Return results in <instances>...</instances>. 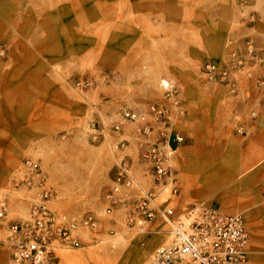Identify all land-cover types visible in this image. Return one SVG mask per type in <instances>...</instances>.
Segmentation results:
<instances>
[{"label": "crops", "instance_id": "1", "mask_svg": "<svg viewBox=\"0 0 264 264\" xmlns=\"http://www.w3.org/2000/svg\"><path fill=\"white\" fill-rule=\"evenodd\" d=\"M214 10L220 19L212 22ZM230 13L239 27L227 20ZM236 13L230 0H0V43L6 41L14 49L12 68L0 71V200H6L8 218H25L38 200L36 187L13 183L19 178L22 155L32 154L37 135L48 137L69 126L20 123L22 102L35 95L38 81L41 89L48 87L46 82L53 88L57 65L74 60L102 66L110 75L109 90L129 97L128 103L137 111L164 101L162 80L178 88L187 115L181 121L184 123H172L167 130V145L173 149L172 172L179 188L178 197L169 205L177 214L183 206L204 202L222 214L241 215L250 236L246 264H264V66L255 68L251 78L239 75L236 97H229L227 88L221 86L218 94H227V100L221 102L215 87L200 72L203 62L225 58L245 40L252 41L264 56V25L245 27L243 13ZM219 108L227 111V125L213 123ZM8 111L13 113L11 119L5 114ZM194 113L200 116L196 118ZM231 126H242L246 135L234 134L232 138ZM133 128V124H120L118 133L123 137L120 134L119 139L129 142L125 155L134 179L149 189L152 180L139 157ZM22 133L27 136L25 143L20 139ZM176 133L183 137L181 143L175 141ZM114 166L115 161L111 170ZM55 192L51 208L71 219L83 216L68 215L73 201L62 200L58 187ZM138 197L135 189H122L118 198ZM167 197L164 191L158 199ZM109 216L113 229L97 238L112 240L120 235L126 242L124 209L117 206ZM4 237L2 230L0 240ZM92 237L85 236L83 245L86 240L92 243ZM144 239L150 257L170 236L157 219ZM69 252L60 253L57 264H62ZM100 252L108 257L105 264H133L131 248H101ZM0 264H12L1 243Z\"/></svg>", "mask_w": 264, "mask_h": 264}, {"label": "built area", "instance_id": "2", "mask_svg": "<svg viewBox=\"0 0 264 264\" xmlns=\"http://www.w3.org/2000/svg\"><path fill=\"white\" fill-rule=\"evenodd\" d=\"M264 66V56L250 40L230 51L225 58L208 59L202 63L200 72L206 82L223 86L237 96L239 75L251 78L255 68ZM160 86L164 99L178 107V88L167 80ZM147 113L122 111L121 119L135 123V138L140 159L147 165L152 187L143 189L131 172L130 161L124 153L128 141L120 139L112 144L116 154L112 171L111 187L103 196L104 212L110 215L117 206L124 209L127 229L147 232L151 222L159 220L166 227L170 239L167 244L155 249L150 264H246L249 255L250 236L241 215H225L207 207L195 216L189 211L176 213L169 205L177 198L179 188L172 172L173 149L167 145L169 106L151 105ZM148 118L151 120L149 123ZM155 127H158L155 130ZM120 131V124L113 126ZM156 131V132H155ZM155 132V133H154ZM175 141L183 137L176 133ZM20 181L39 190L38 200L33 202L25 218L10 220L6 200H0V231L5 237L0 243L6 247L12 264H57L59 254L83 248L82 240L92 235L93 242L101 241L100 221L94 214L85 213L80 219H71L50 207L52 188L39 164L27 160L23 164ZM122 189H135L139 197L121 201ZM167 191L165 201L159 196Z\"/></svg>", "mask_w": 264, "mask_h": 264}, {"label": "rangeland", "instance_id": "3", "mask_svg": "<svg viewBox=\"0 0 264 264\" xmlns=\"http://www.w3.org/2000/svg\"><path fill=\"white\" fill-rule=\"evenodd\" d=\"M230 1L237 13H243L242 22L245 27H252L258 23L264 25V0ZM216 13L218 10H214L212 22L220 19L215 15ZM227 16V20L229 19L231 22L232 19L229 17L231 13ZM232 21L235 26L239 27L235 20ZM234 34L237 37H246L243 32H234ZM13 51L12 44L9 45L6 41L0 43V61L5 62L4 66L0 65V71L3 70L2 67H5L6 71L12 68ZM57 66L54 75H57L58 79L52 80L53 88L46 82L47 86L52 89L48 87L41 89L38 81L35 95L25 97L20 112V123H68L69 126L48 137L36 136L31 147L32 154L22 155L19 178L13 183L21 180L25 161L37 162L47 178L48 185L53 190V195L58 187L62 200L73 201L74 207L68 215L75 217L76 214L84 215L90 212L98 217L101 232L110 234L113 226L111 217L104 212L103 196L111 187L113 171L111 166L113 161H116V154L111 147L114 142L120 140L119 137L122 135L115 132L113 126L124 123L133 124V132H135V123L140 122L123 121L121 119L122 111L130 110L134 113L145 114L149 106L164 104L169 106L170 110L167 125L180 123L187 115L185 103L180 98L179 92L178 107H173L170 102L164 99L163 95V102H154L149 104L146 110L137 111L131 108L128 103L129 97L115 95L109 90L110 75L102 66L88 63L77 64L74 60H70L63 66ZM212 85L218 94L217 91L221 90V86ZM231 96L236 97L230 94L229 97ZM217 97L220 102L223 99L227 100V94L224 93L218 94ZM199 100L197 98V101ZM5 114L10 119L13 117L12 111ZM194 114L196 118L200 116V113ZM213 116V123H226V125L230 123L227 111H223L221 108ZM251 116H254V112H251ZM147 121L151 122L149 118ZM241 127H232L230 136L232 138L235 135L245 136L246 133ZM24 136L27 137L22 133L20 137L22 143L27 141ZM233 179L236 180V177ZM234 191L237 193V190ZM78 205H80L79 209H77ZM206 205L204 202L195 203L188 207L183 206L181 211H189L191 216H195L202 209L207 208ZM145 233L137 229H127V233L124 234L127 235L124 236L126 242L121 239L120 235L112 240L105 236L98 243L86 240L87 244L83 245L81 249L69 252L68 258L62 264H105L104 261L108 257L103 255L100 249L119 250L122 247L132 249L133 264H150L153 254L150 257L146 254Z\"/></svg>", "mask_w": 264, "mask_h": 264}]
</instances>
